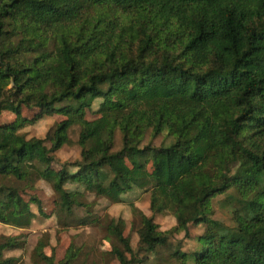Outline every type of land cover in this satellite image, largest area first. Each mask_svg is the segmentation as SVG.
Instances as JSON below:
<instances>
[{
    "label": "trees",
    "instance_id": "16d2710c",
    "mask_svg": "<svg viewBox=\"0 0 264 264\" xmlns=\"http://www.w3.org/2000/svg\"><path fill=\"white\" fill-rule=\"evenodd\" d=\"M98 100L100 117L89 121ZM24 109L40 114L26 119ZM5 111L17 120L0 125L1 223L31 226V203L41 211L31 195L40 180L68 216L84 206V193L68 191L69 183L114 203L147 190L152 216L132 206L139 251L156 253L175 233L204 225L195 264H264V0H0ZM55 113L65 119L48 135L50 147L20 133ZM75 126L81 160L76 171H56L55 154L71 143ZM149 131L173 140L141 147ZM124 158L133 159L131 169L117 164ZM219 196L233 202V227L213 219ZM166 214L177 226L162 232L155 217ZM125 227L107 222L118 244L113 254L132 264ZM0 240V264H17L4 252L24 243ZM46 245H37L34 264L80 257L71 248L57 263Z\"/></svg>",
    "mask_w": 264,
    "mask_h": 264
},
{
    "label": "rangeland",
    "instance_id": "374dc122",
    "mask_svg": "<svg viewBox=\"0 0 264 264\" xmlns=\"http://www.w3.org/2000/svg\"><path fill=\"white\" fill-rule=\"evenodd\" d=\"M102 101L95 102L93 109L88 111L87 120L95 121L100 117L98 110ZM40 112L38 110H23V117L35 119ZM65 118L61 114L46 115L34 125L21 130L27 139H45L50 147L48 135L55 126ZM17 116L12 112L0 114V125H11L15 123ZM80 127L75 126L70 131L71 143L55 154L56 162L53 168L56 171L67 167L70 171H76L73 167L81 160L82 148L79 146ZM173 139L167 133L158 138H153L152 132H148L141 147L151 145L159 148L162 144H169ZM122 148V136L118 132L115 150ZM117 164L127 170L133 166V159L124 158ZM151 170V167L148 168ZM68 191L81 190L84 193L81 202L84 206L76 207L74 214L68 216L60 212V197L53 187L44 180L38 181L36 190L31 194L41 203V211L38 204L31 203L32 211L36 217L27 229H19L0 222V237H17L24 243L22 249H10L4 252L6 259H18L17 264H34L33 254L39 244L46 245L45 254L54 256L56 262L60 263L66 259L71 248L80 252V257L74 264H120L113 254L114 246H118L114 233L107 231V222L110 219L124 220L126 223L124 236L131 241L133 253L128 255L132 258V264H195L193 255L200 249L199 237L206 230L204 225H190L188 232L175 233L167 247L160 248L156 253L139 251L140 236L138 230L141 222L135 218L132 206L138 207L143 213L152 216L150 211V191L133 190L122 196L121 202L114 203L106 198H99L96 194L86 192L79 184L69 183L66 185ZM29 201L30 197H26ZM233 202L225 196L215 197L213 200V219L233 227ZM60 215V216H59ZM83 219H89V224H80ZM155 223L159 230L167 232L177 226L175 217L171 214L158 215ZM1 241V240H0ZM185 255L186 258H181Z\"/></svg>",
    "mask_w": 264,
    "mask_h": 264
}]
</instances>
